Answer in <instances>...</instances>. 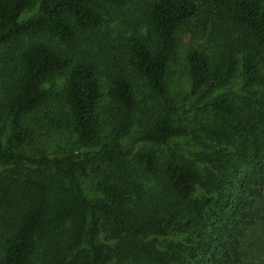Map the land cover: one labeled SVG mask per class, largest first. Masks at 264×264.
Listing matches in <instances>:
<instances>
[{"label":"trees","instance_id":"trees-1","mask_svg":"<svg viewBox=\"0 0 264 264\" xmlns=\"http://www.w3.org/2000/svg\"><path fill=\"white\" fill-rule=\"evenodd\" d=\"M42 120L88 151L32 152ZM263 192L264 0H0V264H245Z\"/></svg>","mask_w":264,"mask_h":264},{"label":"rangeland","instance_id":"rangeland-1","mask_svg":"<svg viewBox=\"0 0 264 264\" xmlns=\"http://www.w3.org/2000/svg\"><path fill=\"white\" fill-rule=\"evenodd\" d=\"M33 10L24 13L21 20L30 17L33 14ZM191 32L186 29L184 31L178 32L177 48L174 57L169 62L168 72H167V88L170 95H174L177 100L184 96L189 91V81L187 75V62L186 53L190 45L194 43V38ZM63 81L62 75H57L54 78L48 80L44 86L50 89L53 103L55 107H58L59 115L63 112L59 108L61 106L57 99V91L60 90ZM53 93H56L55 95ZM52 102V101H51ZM33 123V122H31ZM45 120H42L41 134L43 135L39 138L35 147L32 148V152H38L40 150H46L47 153L55 154L56 156H62V153L75 152L78 154H84L88 150H83L75 145L73 136H70L69 130H66L61 125L56 122L53 128H47ZM34 124V123H33ZM40 130V128H39ZM106 133V132H105ZM134 135H129L124 139V144L130 143L134 139ZM105 138L102 139V141ZM102 143V142H101ZM101 143L99 145H101ZM99 145L90 149L95 151L99 148ZM75 156L74 159L77 161L78 167L81 170L75 171L76 175L81 179L82 186L85 191V195L89 199H95L100 196V192L97 190V178L95 179L94 174H92L93 162L89 160H82L83 156ZM257 221L253 227L248 230V235L245 239L246 241V258L245 264H264V192L263 197L257 204ZM109 264H120L112 261Z\"/></svg>","mask_w":264,"mask_h":264}]
</instances>
